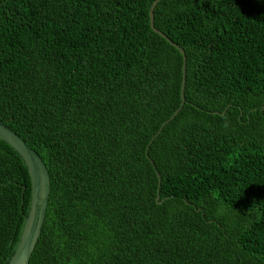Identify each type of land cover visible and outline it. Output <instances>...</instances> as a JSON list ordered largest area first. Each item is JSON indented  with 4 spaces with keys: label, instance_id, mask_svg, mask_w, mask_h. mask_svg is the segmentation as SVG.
<instances>
[{
    "label": "trees",
    "instance_id": "obj_1",
    "mask_svg": "<svg viewBox=\"0 0 264 264\" xmlns=\"http://www.w3.org/2000/svg\"><path fill=\"white\" fill-rule=\"evenodd\" d=\"M151 2L0 0V119L50 187L28 264H264V0L157 1L169 120ZM29 199L0 138V264Z\"/></svg>",
    "mask_w": 264,
    "mask_h": 264
},
{
    "label": "water",
    "instance_id": "obj_2",
    "mask_svg": "<svg viewBox=\"0 0 264 264\" xmlns=\"http://www.w3.org/2000/svg\"><path fill=\"white\" fill-rule=\"evenodd\" d=\"M157 1L158 0H152L149 7L148 25L168 44L176 48L182 55V79L181 89L179 92L181 100L178 107L169 116V120L179 110L181 104L184 101L183 92L185 82V56L183 50L178 45L169 40L163 33L158 31V29L153 26V9ZM164 123H161L160 128H162ZM0 138L4 140V142L9 144L14 149V151L22 158V162L25 166L30 185L28 212L24 219V225L19 236L16 248L14 249L6 264H28L30 254L34 248L37 237L40 234L41 227L44 221L47 199L50 189L48 173L40 156L32 148H30L16 132H14L8 125H6L2 119H0Z\"/></svg>",
    "mask_w": 264,
    "mask_h": 264
},
{
    "label": "clouds",
    "instance_id": "obj_3",
    "mask_svg": "<svg viewBox=\"0 0 264 264\" xmlns=\"http://www.w3.org/2000/svg\"><path fill=\"white\" fill-rule=\"evenodd\" d=\"M249 2V1H248ZM247 4V3H246ZM248 5H250V4H248ZM251 7V6H250ZM181 100V99H180ZM214 112V111H213Z\"/></svg>",
    "mask_w": 264,
    "mask_h": 264
}]
</instances>
